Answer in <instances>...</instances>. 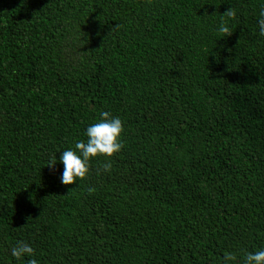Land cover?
I'll return each instance as SVG.
<instances>
[{
  "label": "trees",
  "instance_id": "16d2710c",
  "mask_svg": "<svg viewBox=\"0 0 264 264\" xmlns=\"http://www.w3.org/2000/svg\"><path fill=\"white\" fill-rule=\"evenodd\" d=\"M262 7L0 0V264H26L19 241L39 264H244L264 249ZM101 111L124 148L62 185L61 151Z\"/></svg>",
  "mask_w": 264,
  "mask_h": 264
},
{
  "label": "clouds",
  "instance_id": "9594fccd",
  "mask_svg": "<svg viewBox=\"0 0 264 264\" xmlns=\"http://www.w3.org/2000/svg\"><path fill=\"white\" fill-rule=\"evenodd\" d=\"M228 18H233L235 12L228 10L225 12ZM258 34L264 37V7L258 12ZM218 33L224 36L231 35V28L223 20L220 22ZM124 126L119 116L113 115L110 111H101L100 119L96 123L90 124L84 133L86 140H77L73 147L61 151L59 163L63 165L60 174L62 185H72L78 180H84L91 171V163L98 157H105L103 171L110 172V159L124 148L122 134ZM57 164V153L49 155L47 166L55 169ZM10 255L16 259H26V264H39L35 258V250L29 243L19 241L10 249ZM234 259L232 255L224 257L225 264H230ZM244 264H264V249L247 252L243 257Z\"/></svg>",
  "mask_w": 264,
  "mask_h": 264
}]
</instances>
